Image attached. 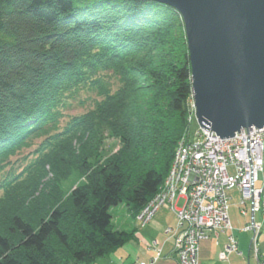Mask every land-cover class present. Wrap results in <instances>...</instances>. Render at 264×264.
<instances>
[{
  "label": "trees",
  "instance_id": "trees-1",
  "mask_svg": "<svg viewBox=\"0 0 264 264\" xmlns=\"http://www.w3.org/2000/svg\"><path fill=\"white\" fill-rule=\"evenodd\" d=\"M89 100L95 108L68 112ZM191 105L174 8L0 0V264H93L127 243L133 231L115 229L110 209L136 219L161 190ZM105 139L120 148L104 154ZM73 172L81 180L65 191Z\"/></svg>",
  "mask_w": 264,
  "mask_h": 264
},
{
  "label": "water",
  "instance_id": "water-1",
  "mask_svg": "<svg viewBox=\"0 0 264 264\" xmlns=\"http://www.w3.org/2000/svg\"><path fill=\"white\" fill-rule=\"evenodd\" d=\"M181 14L198 123L229 138L264 126V0H149Z\"/></svg>",
  "mask_w": 264,
  "mask_h": 264
},
{
  "label": "built area",
  "instance_id": "built-area-1",
  "mask_svg": "<svg viewBox=\"0 0 264 264\" xmlns=\"http://www.w3.org/2000/svg\"><path fill=\"white\" fill-rule=\"evenodd\" d=\"M196 136V142L178 144L163 187L141 211L143 215L150 217L161 203L176 202L177 206L179 198L182 200L183 208H199L201 212H203L202 210L207 211L204 212L205 214L203 213L201 218L194 211H191L195 215L193 227L187 224L186 215L179 217L177 228L171 230L176 241V247L183 248L180 258L183 261L185 257L188 259L185 260L188 261L187 263L184 262L185 264H198V253L195 255L198 248L193 247L195 250L192 249V252L186 241L187 237L190 236L195 245L208 236V229H200L203 221L209 223L210 228H222V224L229 221L228 190L237 188L240 192V204L248 203L252 213L259 212L261 218H264V181L259 187L255 186L256 181H258V172L262 170L264 160V126L241 129L239 133L237 132L229 138H220L209 130L196 132ZM179 158L181 159L180 162H178ZM189 177L196 179L197 182L200 181L205 189L189 190L184 186L186 178ZM214 180H216L215 183ZM218 180L222 186L219 185ZM247 196L251 198L249 199ZM241 212L244 213L243 209ZM226 225L230 224L227 223ZM254 225L256 224L253 223ZM261 226L262 223L259 222L254 227L259 230ZM236 248V239L228 236V245L223 247L226 252H222V249L218 253V257L224 260L227 257L226 253L235 252L237 251ZM251 249L258 252L257 243L252 244ZM255 260L257 264H264V258L261 256ZM139 264L146 263L141 262Z\"/></svg>",
  "mask_w": 264,
  "mask_h": 264
},
{
  "label": "rangeland",
  "instance_id": "rangeland-1",
  "mask_svg": "<svg viewBox=\"0 0 264 264\" xmlns=\"http://www.w3.org/2000/svg\"><path fill=\"white\" fill-rule=\"evenodd\" d=\"M88 102L89 101H86L84 105L76 103L68 112L71 114L81 113L89 108ZM187 119L189 121L187 132L181 137L178 144H190L196 142V132L204 130V128L198 123L195 116L194 104L191 105V113ZM65 120H67V117L62 120L61 125L64 124ZM209 131L211 130L209 129ZM39 142L40 140H36L31 148H25L19 155L16 154L13 156L12 159H10V165L6 167L5 170H8L11 166L16 168L19 165H24L25 163L22 162L21 159L27 155V157H29L32 153H30V151L34 150ZM104 146L106 149L104 154L116 152L120 148L119 142L112 139H105ZM48 177H50V174ZM47 179L48 178H44V181ZM80 180V174L78 175L73 172V174L63 182L62 187L65 191H67L80 182ZM263 181L264 160L262 170L258 172V181H256V185L260 186ZM229 196L230 200H228L227 206L229 215L228 218L234 228L232 233L236 238L238 250L241 254L235 252L226 253V259H220L218 257V251H221L226 244L228 245L229 233L227 231L222 232V228H212L216 231L215 235H210L208 239L202 240L200 242L199 253H195V255L198 253V264H257L256 260L249 254V240L251 233L250 231H242V228L245 225H253V223L256 224L254 226H257L259 222L262 223V228H260L258 234L257 246L259 248L261 258H264V218H261V213L259 212L252 213L248 203H245L244 205L240 204V192L237 188L232 189ZM178 200L179 205L177 204V206L175 204L176 202H163L160 204L159 208L154 210L150 217H147L145 214L143 215L142 213H138L136 219L129 215L124 204L111 207L110 212L112 214V223L114 228L125 231H133V236L122 247L118 248L109 255L97 259L93 264H139L141 262H147L146 264H185L183 259L180 258V254H174L172 252L174 250H178L179 248L178 246L176 247L175 238H172L173 232L171 229L175 230L177 228L179 217H183L184 215H186L187 224L190 227H193L195 224V215L192 214L191 211H194L196 215L200 216V218L205 214L204 212L207 211L201 209L203 211L201 212L199 208H183V205H180L182 204V200H180V198ZM241 209L244 210V214L241 213ZM210 227L209 223L203 221V225L200 229L211 230ZM192 249L195 250L193 247ZM223 250L222 252H226L225 249ZM157 252L160 254H157Z\"/></svg>",
  "mask_w": 264,
  "mask_h": 264
},
{
  "label": "bare ground",
  "instance_id": "bare-ground-1",
  "mask_svg": "<svg viewBox=\"0 0 264 264\" xmlns=\"http://www.w3.org/2000/svg\"><path fill=\"white\" fill-rule=\"evenodd\" d=\"M164 4V3H163ZM167 5V4H166ZM168 6H170V5H168ZM170 7H172V6H170ZM173 8V7H172ZM175 9V8H174ZM176 10V9H175ZM179 12V11H178ZM181 15V14H180ZM182 18V17H181ZM183 21V20H182ZM82 91V90H81ZM80 91V92H81ZM84 92V94H88V97L87 98H91V97H95V95H96V93H97V91L94 89V88H92V89H90V90H86V91H83ZM100 98V97H99ZM86 103V102H85ZM88 104H89V108H88V110L89 109H93V108H95L96 106H95V103H92V100H89V102H88ZM192 104H193V99H192ZM72 106H70L69 108H71ZM87 111V109L84 111V112H86ZM249 129V128H248ZM204 130H206L205 128H204ZM207 130H209V129H207ZM237 133V132H236ZM76 142H74V144H75ZM176 151H177V149H176ZM176 151H175V154H176ZM181 161V159L179 158L178 159V162H180ZM179 171V170H178ZM215 178V177H214ZM185 182L186 183H184V186H186L189 190H193V189H195V188H200L201 190H204L205 189V186L200 182V181H198L197 182V180L196 179H194V178H186V180H185ZM216 182V180H214V183ZM218 182H219V185L220 186H222V183L218 180ZM255 186L256 187H259V186H257L256 184H255ZM232 189H235V188H232ZM232 189H230V190H228L227 191V195H228V200H230V196H229V193H230V191H232ZM254 196H257V195H254ZM248 197V196H247ZM249 199L251 198L250 196L248 197ZM181 205V204H180ZM204 208H206L205 206H204ZM241 211H242V209H241ZM244 211V210H243ZM111 213V212H110ZM242 213V212H241ZM242 214H244V213H242ZM112 215V214H111ZM230 224V225H226V224ZM113 224V223H112ZM114 226V225H113ZM247 227V228H246ZM261 228H262V226H261ZM211 230H207V237H205L203 240H205V239H208L209 238V236L210 235H215V233H216V231L214 230V229H212V228H210ZM219 229H221V228H219ZM233 226L231 225V222H230V220L229 221H227V222H225V223H223L222 224V232H228L229 234H228V236H230V237H233V238H235L234 237V234L232 233L233 232ZM172 230V229H171ZM214 231V232H213ZM242 231H250V233H251V236H250V240H249V248H250V252H249V254H250V256L252 257V258H254V259H256V258H258V257H260L261 255H260V252H259V248H258V252L257 251H254V250H252L251 249V245L252 244H255V243H257V240H258V233H259V231H260V229L259 230H257V228L256 227H254L253 225H245L243 228H242ZM172 236V235H171ZM172 238L174 239V236H172ZM236 239V238H235ZM202 240H200V241H198L195 245L196 246H194V244H193V241H192V238L190 237V236H188L187 237V241H186V243H187V245H188V247H189V249L193 252V250H192V247H194V248H198V253H199V249H200V242H201ZM180 250H182L183 248L181 247V248H179ZM174 250V251H172L174 254H180L181 253V251L180 250ZM237 251H235V253H238V254H241V252L238 250V246H237ZM160 252V251H159ZM220 251H218V253H219ZM157 254H160V253H158L157 252ZM186 258V257H185ZM185 258H184V262H188V261H185Z\"/></svg>",
  "mask_w": 264,
  "mask_h": 264
}]
</instances>
